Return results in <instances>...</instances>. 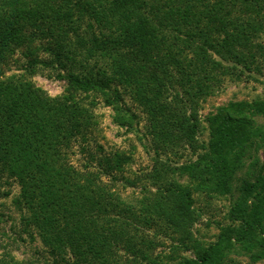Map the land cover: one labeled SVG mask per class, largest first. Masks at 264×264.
<instances>
[{"label":"trees","instance_id":"obj_1","mask_svg":"<svg viewBox=\"0 0 264 264\" xmlns=\"http://www.w3.org/2000/svg\"><path fill=\"white\" fill-rule=\"evenodd\" d=\"M263 37L264 0H0V69L21 53L28 59L27 75L51 73L70 93L102 96L130 129L136 115L119 85L147 95L143 109L158 150L145 176L124 175L123 153L90 152L81 171L67 167L68 150L89 142L93 114L73 95L52 98L41 89L6 83L0 88V166L17 169V161L29 155L34 163L21 166L28 176L34 167L41 172L42 165L50 166L49 184L39 188V201L24 223L51 259L40 252L25 262L4 255L0 264H171V254L198 247L193 196L175 173H187L205 196L234 193L262 131L255 132L253 119L241 114L243 103H234L210 119V139L202 141L200 103L226 75L249 81L263 75ZM255 106L264 113V102ZM186 150L195 161L179 165L162 158H181ZM94 163L98 172L91 170ZM249 169L251 178L242 179L231 209L238 225L223 228L219 242L200 247L197 261L177 264H224L234 242L249 251L257 234L261 250L255 259L264 258V175L257 176L254 164ZM118 183L146 192V204L120 197L113 190ZM161 237L172 241L163 257L154 253Z\"/></svg>","mask_w":264,"mask_h":264},{"label":"rangeland","instance_id":"obj_2","mask_svg":"<svg viewBox=\"0 0 264 264\" xmlns=\"http://www.w3.org/2000/svg\"><path fill=\"white\" fill-rule=\"evenodd\" d=\"M264 40V37H263ZM8 52V51H7ZM8 65L0 69V88L4 87L9 81H14L17 87L22 85L32 87L33 89H41L45 91L50 97L56 98L60 96L73 95L74 101L80 102L86 111L93 114L90 120L91 134L89 142L85 145L75 144L68 150L66 155L67 167H74L80 171L90 161L89 153L92 152L97 157L100 155H114L116 153H123L128 156V162L124 166V175L131 177L145 176L146 172L152 169L153 159L158 151L153 143V138L149 135L150 122L148 120L147 112L143 109L147 100L145 94L139 91H134L131 88L125 90L126 85H119L126 100L131 113L136 115V119L132 123V128L122 126L123 116L117 115L115 110L106 107L102 96L96 94H78L76 92L70 93L69 86L65 81L56 79L51 73L46 75H27L23 66L28 59L21 53H13L10 55ZM79 61V60H78ZM86 64V63H85ZM1 68V67H0ZM52 76V77H51ZM221 85L216 88L214 93H210L206 99L200 103L199 115L203 125V133L201 140L208 143L210 139V119L214 118L222 109L227 110L230 104L243 103V116L251 117L255 132L257 127L262 131L253 139L255 144L249 148V153L246 159L245 169L239 174L235 183V188L231 196H219L212 194L205 196L202 192L197 191V185L191 182L189 175L185 172L175 173V179L178 180L184 188L191 190L193 196V208L199 217V221L193 228L194 236L197 240V246H192L189 251L178 252V255H170L174 257L171 263H185L186 261H197L198 251L200 247H209L218 241L221 230L225 227H233L238 225V222L231 219V209L233 208L237 198L241 195V185L243 178H251L246 174L250 171L249 166L254 164L257 170V176L264 175V113L259 111L258 104L264 102V73L258 76L257 79L243 78L241 80H234L229 76H224L221 80ZM130 87H132L130 85ZM26 90L24 87L21 88ZM18 88V91L21 90ZM80 93V92H79ZM175 91H168L167 97L171 99ZM6 94H10L7 92ZM13 94V93H12ZM11 94V95H12ZM231 110V109H230ZM239 115V114H237ZM151 133V132H150ZM33 141V140H32ZM21 145V144H20ZM182 157L179 158L175 154L162 156L167 160L170 158L174 163L183 164L190 159L196 160L189 150L183 151ZM35 155L27 156L25 161H17V169L15 166L4 169L0 166V256H12L16 261L25 262L35 260L38 253H42V258L45 260L51 259L41 238L31 231L32 235L25 229L26 216L32 217L31 206L38 203L39 198L37 193L41 190L39 188L49 184L52 177L50 173V166L48 163L42 165V171L39 172L34 167L32 176H28L22 171L21 166H31L34 163ZM91 168L92 171L98 172V167ZM15 165V164H14ZM28 171V170H27ZM13 172V173H12ZM30 172V171H29ZM100 172V170H99ZM60 181L65 178V175L59 177ZM253 181V180H252ZM51 185V184H50ZM115 192L120 194V197L128 200V202L136 205L146 204V192H142L140 188L125 187L123 183H118ZM47 198V195H46ZM256 203V199H250L249 206ZM140 205V206H141ZM152 235L158 233L157 229L150 230ZM163 236H168L163 233ZM249 242V251L242 249V244L234 242L233 252L229 253L224 259V264H264V258L256 260L255 256L261 250L259 246L260 235ZM163 245L155 250V256H165L171 252L172 241L169 238H160ZM177 253V252H174ZM45 263V261L40 260ZM222 264V263H215Z\"/></svg>","mask_w":264,"mask_h":264}]
</instances>
